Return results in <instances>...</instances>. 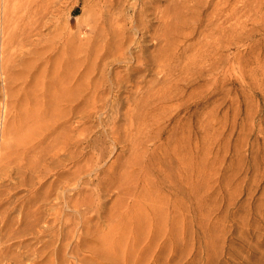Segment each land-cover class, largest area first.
Masks as SVG:
<instances>
[{"label": "rangeland", "instance_id": "374dc122", "mask_svg": "<svg viewBox=\"0 0 264 264\" xmlns=\"http://www.w3.org/2000/svg\"><path fill=\"white\" fill-rule=\"evenodd\" d=\"M56 1L33 46L0 43V119L6 101L66 97L55 103L60 112L45 114L46 123L60 114L59 154L44 150L49 137L38 145L46 159L41 183L34 152L0 180V264H264V0H115L111 11L122 12L124 33L137 44L126 59L108 61L104 83L95 75L96 89L79 86L72 99L66 63L92 58L98 38L86 22L99 0ZM169 24V40L184 33L186 48L171 51L174 81L153 82ZM133 53L139 70L115 85L110 75H126ZM149 80L159 87L147 101L139 87ZM135 82L137 109L128 100Z\"/></svg>", "mask_w": 264, "mask_h": 264}, {"label": "bare ground", "instance_id": "6f19581e", "mask_svg": "<svg viewBox=\"0 0 264 264\" xmlns=\"http://www.w3.org/2000/svg\"><path fill=\"white\" fill-rule=\"evenodd\" d=\"M59 1V0H58ZM122 1V0H121ZM126 1V0H125ZM228 1V0H227ZM55 2H57L56 0H0V31L1 32H4L5 36H0L2 38H0L2 41H0V43H4V44H7L10 45L9 48L11 47V45L14 44V48L18 47V48H21V47H24V46H27L32 43V38H34L33 36H39L41 35V27L47 25L49 23V21L51 20V18L53 17L54 13H56L55 11L57 10V7H55ZM97 2V0H96ZM120 3V1H117ZM116 2V3H117ZM229 2V1H228ZM58 3V2H57ZM56 3V5L58 6V4ZM114 3H115V0H99V2L97 4H95L94 6H96L92 13H91V16L89 18V20L86 22V29H87V32H90V33H93V35H95L94 37L98 38V39H101V42H99V40L95 39L93 42L91 41L90 42V48H89V52L88 53H91L92 54V58L89 59V61H85V62H81V61H78L77 63V60H71V61H67V65L68 63L71 62V64H69V67L70 70H68V76L72 78V81L71 79L70 82L68 81L69 85L67 83H64L63 84V87H62V90H61V86H62V81L59 83V85H56V86H59L58 87V91L61 92L63 90V88H66V86L64 87L65 84H67V89H65V92L68 91V95L69 97H71L70 99H72V96L74 95L73 93H75V90H78L77 87L79 88L80 86V89H87V90H95L96 87H97V82L96 81H93V77L95 75H99L98 78H97V81L100 83L105 81V78L104 77V74H105V66L106 64L108 63V61H112V60H117V59H126L127 57L125 56L128 52H130V47L134 44H137L136 41L133 40V37H129L128 35H126L123 30V27H124V20L122 22L121 19H124L123 18V14L121 15L115 13V11H111V7L114 6ZM123 3V1H122ZM121 3V4H122ZM84 4V3H83ZM124 4V3H123ZM116 7L118 6V4H115ZM93 6V5H92ZM91 6V7H92ZM93 6V7H94ZM228 6V5H227ZM120 7V6H119ZM118 7V8H119ZM55 8V9H54ZM83 8H84V5H83ZM123 8V7H122ZM120 8V9H122ZM114 9V8H112ZM116 9V8H115ZM114 9V10H115ZM90 10V9H89ZM224 10V8H223ZM227 11V16L231 17V7L229 6V8L225 9ZM85 11V10H83ZM224 11V12H226ZM121 15V16H119ZM168 16V15H167ZM226 16V15H225ZM54 18V17H53ZM228 19V18H227ZM231 19V18H230ZM171 20V19H170ZM168 20V21H170ZM232 20V19H231ZM166 20V22H168ZM233 21V20H232ZM228 22V21H227ZM54 24V23H53ZM172 26V24H171ZM174 26V25H173ZM172 26V27H173ZM47 27V26H45ZM169 27H170V24L169 26L167 25L164 30H163V34L165 35L164 36V39L167 40L166 42L164 41L163 42V48H161L159 50V52H157L158 54L156 56H154L155 58L153 59V64H156L155 65V69H157V73H158V77L153 79L154 81L153 82H158L160 80H164V79H172L173 77V73H174V69L173 68L174 64L173 61H172V53L171 51H173V54L177 53V55L180 53V51H182V47H185L184 44H185V40H182L184 38H182L183 34H178V39L180 40H174V38L176 39L177 37H174V34L173 35V40L174 41H171V38L169 40L168 38V31H169ZM228 27H232L231 26V22L228 24ZM175 28V27H174ZM174 28H171L169 34H173L172 31ZM227 28V27H226ZM225 28V29H226ZM228 28V29H229ZM234 28V27H233ZM232 28V29H233ZM44 29V28H42ZM124 29H126L124 27ZM222 30V28H220ZM224 29V27H223ZM177 31V29H174ZM224 31V30H223ZM231 31V30H229ZM216 32V30H215ZM175 33V32H174ZM188 34V33H187ZM99 35V36H98ZM186 35V34H184ZM210 36V34H208ZM180 36H182L180 38ZM206 36V34H205ZM208 36V37H209ZM42 37V36H40ZM207 37V36H206ZM212 38V37H211ZM42 39V38H41ZM205 39V38H204ZM43 40V39H42ZM208 40L207 38L205 39V41ZM203 41V40H202ZM201 41V42H202ZM204 41V42H205ZM210 41V40H209ZM208 41V42H209ZM35 42V41H34ZM32 43L31 45L33 46V44L35 43ZM182 42V43H181ZM207 42V43H208ZM212 42V41H211ZM37 43H39V39L37 40ZM36 43V44H37ZM206 43V42H205ZM206 43V44H207ZM3 44V46H4ZM40 44V43H39ZM187 44V43H186ZM205 44V46H206ZM41 45V44H40ZM165 45V46H164ZM197 45V44H196ZM1 46V45H0ZM27 46V47H29ZM31 46V47H32ZM35 46H38V45H35ZM188 46V45H187ZM204 46V45H202ZM43 47V46H41ZM208 47V46H207ZM13 48V47H12ZM14 48H13V51H14ZM186 48V47H185ZM200 48H203L201 47L200 45ZM206 48V47H205ZM2 49V47H1ZM5 49V47H4ZM8 49V48H7ZM36 49H39V47H37ZM35 49V51H37ZM191 49V48H190ZM10 50V49H9ZM17 49H15L16 51ZM22 50V49H21ZM33 50V49H32ZM41 50V49H40ZM43 50H46L47 49H43ZM193 50H196V49H193ZM202 50V49H199V51ZM209 50V49H208ZM3 51V50H2ZM12 51V52H13ZM20 51V50H19ZM24 51V50H23ZM185 51V50H184ZM183 51V52H184ZM210 51V50H209ZM215 51V50H214ZM1 52V51H0ZM4 52V51H3ZM7 52V51H6ZM10 52V51H9ZM12 52L11 56L12 57ZM18 52V51H17ZM21 52V51H20ZM28 52V51H27ZM42 52V51H40ZM195 52V51H194ZM198 52V50H197ZM197 52H195L196 54H198ZM5 53V52H4ZM4 53H1V54H4ZM39 53V52H38ZM44 53H46L44 51ZM43 53V55H44ZM48 53V52H47ZM185 53V52H184ZM194 53V54H195ZM203 55L202 53L203 52H199V55ZM206 53V49H205V52ZM211 53V52H210ZM215 53V52H214ZM212 52V54H214ZM0 54V56H1ZM9 54V53H8ZM28 54L30 55V53L28 52ZM42 55V53H39L38 55ZM90 54V55H91ZM131 54V52H130ZM176 55V54H175ZM176 55V56H177ZM181 55V54H180ZM179 55V56H180ZM205 55V54H204ZM207 55H209L207 53ZM205 55V56H207ZM8 56V55H7ZM4 57V66L5 68L3 70H6L9 74V72L11 71V67H10V62L11 60H9V57ZM35 56V55H34ZM57 56V55H56ZM59 56V55H58ZM174 56V55H173ZM178 56V57H179ZM192 56V55H191ZM212 56V55H211ZM33 56L31 55V58ZM37 57V56H36ZM44 57V56H43ZM43 57H37L38 59H43ZM46 57V56H45ZM72 57V56H71ZM70 57V59H71ZM133 57L134 59V63L131 64V66L127 69L126 71V75L122 74V75H118L117 71L115 72H112L113 75L111 76L110 75V78L112 79V81L115 83V85H119L120 86V83L122 81H124V78H129L131 79L132 75L134 73H137V70H139V68L137 67V53H133V55L131 56V58ZM197 57L196 59H198L199 56H195ZM35 58V57H34ZM34 58L31 59V62L34 61ZM35 58V59H37ZM68 58V57H67ZM89 58V57H88ZM174 58V57H173ZM201 58V56H200ZM207 58V57H206ZM206 58H202V59H206ZM214 58V56H213ZM211 58V59H213ZM1 59V57H0ZM17 59V58H16ZM46 59V58H45ZM44 59V60H45ZM191 59H194L195 58H192ZM215 59V58H214ZM213 59V60H214ZM33 60V61H32ZM201 60V59H200ZM2 61V60H1ZM16 61V60H15ZM28 63L30 62V60L28 59L27 60ZM38 61V60H37ZM35 61V62H37ZM41 61V60H40ZM66 61V60H65ZM64 61V62H65ZM193 61V60H192ZM199 61V59H198ZM212 61V60H211ZM215 61V60H214ZM231 61V59H230ZM229 61V62H230ZM26 63V61H24ZM42 62V61H41ZM48 62V61H46ZM45 62V63H46ZM54 62V61H52ZM175 62V61H174ZM2 63V62H1ZM0 63V64H1ZM27 63V64H28ZM143 63V62H141ZM193 63V62H191ZM194 63H197L194 61ZM202 63V62H201ZM200 63V64H201ZM204 63H207V62H204ZM2 64V65H3ZM12 64V63H11ZM30 64V63H29ZM28 64V65H29ZM34 64V63H33ZM36 64V63H35ZM199 64V63H198ZM199 64V66H200ZM13 65V64H12ZM11 65V66H12ZM38 65V64H37ZM55 65V64H54ZM60 65V64H59ZM192 65V64H191ZM203 65V64H202ZM211 65V64H210ZM31 66H34L35 65H32ZM30 66V67H31ZM85 66V68L83 69V67ZM190 66V64H189ZM25 67H26V64H25ZM45 67V66H44ZM42 67V68H44ZM201 67V66H200ZM11 68V69H10ZM15 68V67H14ZM13 68V69H14ZM29 68V66H28ZM36 68V66H35ZM41 68V70H42ZM54 69V66L52 67ZM189 67H187L186 71L188 70ZM192 68V67H191ZM22 70L23 69H27V68H21ZM20 69V70H21ZM30 69V68H29ZM32 69V68H31ZM60 69V68H59ZM194 69V68H193ZM196 69V68H195ZM194 69V70H195ZM2 70V68H1ZM16 70V69H14ZM40 70V68H39ZM54 70H57V69H54ZM6 71H2L3 73H6ZM30 71V70H29ZM34 71V70H33ZM45 71V70H44ZM60 71V70H59ZM190 71V70H189ZM188 71V72H189ZM15 72V71H14ZM36 72H37V69H36ZM185 72V71H184ZM12 73V71H11ZM21 73V71H20ZM23 73H25L23 71ZM58 72H56L57 74ZM156 73V74H157ZM201 73V72H200ZM14 74V73H13ZM12 74V75H13ZM17 74V73H16ZM59 74V73H58ZM198 74V73H197ZM10 75V74H9ZM27 75V74H26ZM32 75V74H30ZM200 75V74H199ZM11 76V75H10ZM9 76V77H10ZM14 76V75H13ZM12 76V77H13ZM19 77V75H16ZM22 76V75H20ZM40 76V74H39ZM28 77V75H27ZM40 78V77H39ZM175 78V77H174ZM15 80L16 77L14 78ZM20 79V78H19ZM23 79V77H22ZM25 79V77H24ZM27 79V78H26ZM29 79V77H28ZM176 79V78H175ZM66 80V79H65ZM76 80H79L78 84L76 83ZM168 80V79H167ZM173 80V79H172ZM174 81V80H173ZM172 81V83H173ZM3 82V81H2ZM23 82V81H22ZM26 82V81H25ZM31 82V81H29ZM87 82V83H86ZM149 84L146 86V85H143L142 87L140 86L139 87V91L141 93H143V96H146L144 98V100H147V98H150V97H153L154 96H150L148 97L149 95L153 94V92L156 91V89L159 87H157L156 89L154 88L153 89V85H156L155 83L152 82V80L148 81ZM162 82V81H161ZM165 82V80H164ZM168 82V81H167ZM171 82V81H170ZM17 83V82H16ZM39 83V82H38ZM85 83L87 85V87H83L82 84ZM36 85V83H33ZM58 84V83H56ZM167 84V83H166ZM171 84V83H169ZM7 85V84H6ZM26 85H27V82H26ZM46 84H44V87H45ZM161 85V84H160ZM163 85V83H162ZM175 85V84H174ZM4 86H5V83H4ZM30 86V84L28 85V87ZM134 86H135V90L132 91V92H135V95L133 97V94L131 93V97L129 96V101H130V105L134 106L135 108L137 107V82L134 83ZM172 86V85H171ZM22 87V86H21ZM40 87V86H39ZM48 87V86H46ZM19 88V87H18ZM17 88V89H18ZM23 88V87H22ZM22 88H20L22 90ZM56 88V87H55ZM55 88H51L52 90ZM4 89V88H3ZM13 89V88H12ZM17 89H15L14 91H16ZM26 89V88H25ZM24 89V90H25ZM29 89V88H28ZM42 89V87H41ZM57 89V88H56ZM19 90V89H18ZM18 90L16 92H18ZM45 90V89H44ZM46 90H48L46 88ZM45 92L47 93L48 91ZM51 91V92H54ZM61 90V91H60ZM158 90V89H157ZM9 91V90H8ZM13 91V94H15L16 92ZM34 91V90H33ZM40 91V90H38ZM43 90H41L40 92H42ZM27 92V90H26ZM36 92V91H35ZM34 92V93H35ZM40 92L39 95H40ZM62 92V93H63ZM64 92V93H65ZM161 92V91H160ZM164 91L162 90L161 94L163 93ZM11 93V92H10ZM33 93V95H34ZM158 93V92H157ZM156 93V94H157ZM5 94V93H4ZM19 95V93H16ZM24 94V93H23ZM28 94V93H26ZM37 93H35L36 95ZM45 94V93H44ZM44 94H43V97H44ZM56 94V92L54 93ZM58 94V92H57ZM66 94V93H65ZM8 92H7V96H8ZM48 95H50L48 93ZM48 95H47V98H48ZM61 95V93H60ZM24 96V95H23ZM54 96V95H53ZM57 96V95H55ZM63 98L61 99H66V97L64 98V94H62ZM128 96V95H127ZM126 96V97H127ZM157 96V95H156ZM161 96V95H160ZM164 96V95H163ZM168 96V94H167ZM12 97V95L10 96ZM25 97V96H24ZM27 97V95H26ZM41 97V96H40ZM46 97V96H45ZM60 97V96H58ZM68 97V96H67ZM69 97L67 98V100H70ZM74 97V96H73ZM159 97V96H158ZM21 98V96H20ZM19 98V99H20ZM23 98V97H22ZM29 98V97H27ZM35 98V97H34ZM34 98H29V99H25V101L23 102H16V103H12V100H10L7 105V103L5 102L6 104V107L4 108V110H2V117L0 119V180L3 181V179L7 176H9L10 172L13 171L14 169H20L21 166L25 165L23 164L25 159H28L27 156L29 155V153H32L34 152L33 154H35V157H34V163H33V170L35 172V175L36 177L40 180V183H41V180L43 179H40L42 178L41 175H43L44 173V170H45V166H46V159L44 158L45 156L42 154L41 156V153L39 152V149H38V145L40 143L43 142V140H45L46 137H49L50 138V141H51V145L50 147H46V153L50 156V157H56L58 154H59V146H58V142H57V132L56 130V127L58 126L57 123L59 122L58 121V118H57V114L56 117H53L51 115V119L52 121H50L49 123H46L45 118L48 120V113L53 112H60V110H55V103H57V101L60 103L62 101H60L61 99L57 100L54 104L53 102H48V100L45 98V99H42L40 98V100L42 101V103H40V105H42L40 107V105H38L39 103L35 102V100H33ZM57 98V97H56ZM13 99V98H12ZM16 99V98H15ZM37 99H39V97L37 98L36 96V101ZM50 99V96L49 98ZM52 99V98H51ZM126 99V100H127ZM141 99V98H139ZM162 99V97H161ZM159 99V100H161ZM165 99V98H164ZM163 99V100H164ZM22 100V99H21ZM53 100V99H52ZM54 100V101H55ZM66 100V101H67ZM152 100H155V99H152ZM151 100V101H152ZM162 100V101H163ZM169 100V99H168ZM14 101V99H13ZM139 101V100H138ZM142 103H143V100H141ZM39 102V101H38ZM70 102H72L70 100ZM146 102V101H145ZM153 102V101H152ZM165 102V101H164ZM57 103L58 105H61ZM148 103L150 102H147V105ZM156 100H155V104H156ZM168 103V102H167ZM71 104V103H70ZM169 104V103H168ZM3 105V104H2ZM72 105V104H71ZM129 105V106H130ZM57 106V105H56ZM62 106V105H61ZM61 106H58L60 107L61 109ZM95 106V105H94ZM93 106V107H94ZM128 106V105H127ZM131 106V107H132ZM71 107V106H70ZM91 106V108H93ZM129 107V109L131 108ZM133 107V108H134ZM150 107V106H148ZM95 108V107H94ZM58 109V108H57ZM127 109V107H126ZM128 110V113L130 111H132L130 109V111ZM137 109V108H136ZM49 110V112H47ZM51 110V111H50ZM55 110V111H54ZM134 111V109H133ZM136 111V110H135ZM134 111V112H135ZM140 111V110H139ZM47 113V115H45ZM50 113H49V116H50ZM61 113H62V109H61ZM132 113V112H131ZM1 114V113H0ZM56 114V113H55ZM54 114V115H55ZM133 114V113H132ZM44 115V118H43V121L41 124H39V121L42 119ZM60 115V114H59ZM127 115V114H126ZM134 116L136 114H133ZM133 115H132V118H133ZM127 116H130V115H127ZM68 118V117H67ZM131 118V119H132ZM142 118V117H141ZM127 119V118H126ZM130 119V118H129ZM130 119V120H131ZM143 119V118H142ZM50 120V118H49ZM133 120V119H132ZM131 120V121H132ZM134 120H137V118L134 117ZM45 122V123H44ZM136 122V121H135ZM130 124V123H129ZM134 124V123H133ZM132 125V124H131ZM137 125V124H136ZM59 127V126H58ZM132 128V127H131ZM136 129V128H135ZM133 130V128H132ZM59 131V130H57ZM49 136H48V135ZM56 134V135H55ZM58 137H59V132H58ZM48 139V138H47ZM46 139V140H47ZM49 141V139H48ZM50 144V142L48 143ZM43 145V144H42ZM41 151V150H40ZM42 152V151H41ZM32 156V155H31ZM44 156V157H43ZM48 157V156H47ZM43 158V162H40V160ZM33 159V158H31ZM27 161V160H26ZM30 161V160H28ZM32 161V160H31ZM31 164L29 163V165L27 164V166H29V170L30 169V166ZM26 166V167H27ZM25 167V168H26ZM27 170V169H26ZM31 171V172H32ZM48 172V171H47ZM47 174V173H46ZM169 182V181H168ZM34 183V182H33ZM36 183V182H35ZM39 183V182H38ZM38 185V184H37ZM42 185V184H40ZM167 185V184H166ZM173 186V185H172ZM4 187V186H3ZM41 187V186H40ZM39 187V188H40ZM37 188V187H36ZM34 189V188H33ZM38 189V188H37ZM12 190V189H11ZM10 192V191H9ZM137 203V202H136ZM134 204V202H133ZM127 214V213H126ZM143 218V217H142Z\"/></svg>", "mask_w": 264, "mask_h": 264}]
</instances>
